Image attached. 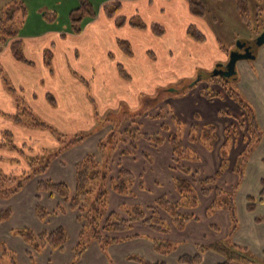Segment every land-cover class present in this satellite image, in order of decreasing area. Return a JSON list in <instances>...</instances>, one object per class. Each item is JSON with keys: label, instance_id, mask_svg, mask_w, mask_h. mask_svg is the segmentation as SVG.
Wrapping results in <instances>:
<instances>
[{"label": "crops", "instance_id": "1", "mask_svg": "<svg viewBox=\"0 0 264 264\" xmlns=\"http://www.w3.org/2000/svg\"><path fill=\"white\" fill-rule=\"evenodd\" d=\"M10 1L11 0H0V11ZM119 1L121 3L119 15L124 16L127 19L131 17H138L136 14L139 13V10L137 9L139 5L137 4L141 0ZM181 2V11L184 10L183 14H186L190 19L192 18V20L198 19L199 22H189V24L186 26H174L172 29L173 32L170 31L168 33L167 31L163 37H157L152 31H150V26L151 24L155 23L164 28L165 31L166 28L164 27V22L159 24L155 21H150L147 23L146 28L144 29H138L130 25L116 28L114 22L108 20L104 16L103 11L99 10V13L94 18V20L89 21L88 25L83 28L84 30L79 35H72L70 33L65 34L56 30H48V32L45 34L39 35L37 37L26 35L20 36L19 38L23 41V49H25L26 46L28 48L31 47V45H38L40 48L38 49V52H41L44 51V47L41 46V44L44 43H48L50 45L54 43L52 45L54 50L55 48L58 50L60 47H62L63 60L60 59L61 62L58 61L57 65L60 68L62 67L61 69L63 72L66 70L68 79L74 81L75 83L78 81H76L75 77L73 76L74 72L83 73L84 78L86 77L87 80L90 81L93 92L98 90L107 93H114L119 87L122 88V90H131L133 87H136L139 84L142 85L144 82H148V73L153 71V69L159 70V72H161L164 77L171 78L168 75L171 74L170 72H172L176 62L179 60L178 54H183L185 49L189 50V54L190 52L193 53L194 59L197 60H206L205 58L206 56H209L210 51L213 52V54H215V52L219 53V56L218 54L215 55L216 58L222 57L223 53L218 51L217 44L207 41V36L203 30H201L202 28L200 29L199 26H201V19L198 17L195 18L190 14L189 7L187 6L185 0H181ZM128 7H131L132 13L124 15V9H128ZM162 11L163 9H160L161 13ZM197 23H199V26ZM189 25L195 26L202 32V34L205 36L204 43H196L187 36L186 28ZM87 32H89L88 34H90V36H87L84 40H79L82 39ZM83 33L84 35H82ZM175 34L177 36H175ZM74 36L80 37L76 39ZM119 40L130 44V56L124 55L119 45H117ZM197 44H200L201 46ZM152 46L157 48V54L159 57H161L159 58V60H161L160 62H158V60L156 61L155 58L151 63L147 62L145 53L150 52ZM177 47L181 49H178ZM79 48L82 49L81 53H78L77 51ZM137 52H139V55H137ZM176 52L179 53L177 55H172V53L175 54ZM153 54L156 53L154 52ZM185 59H187V56ZM40 60L41 61L38 62L40 69H45L46 67L44 65L43 58L41 57ZM5 62H9V64L17 70L23 69L22 67L24 66L12 60L8 46L3 47L2 51L0 52V64L4 65ZM69 64L72 65V68H74L73 70H71ZM118 65H121L122 68H124L129 79L122 78L118 72ZM34 68L36 70V64ZM40 79H42V77ZM78 83L80 84L79 88L84 95V87L80 82ZM149 86L153 87L151 83ZM194 92L199 94L198 98L203 97L200 92ZM136 94L138 95V93L135 92L134 94L132 91L129 96V100H131L133 95ZM37 95L39 97H37ZM46 95L47 92L39 94L33 93L31 95V99L36 103V107H32L36 109L38 113H40L39 111H44V113L48 114L49 116H53L54 118L58 119L60 123H63L64 120L70 121L71 119H75L76 117L80 116L78 114H75V116L71 114L69 110L72 108V106H70L69 102L67 101L68 98L63 96L58 103L54 98L56 106H50L46 100ZM0 96L3 97V112H0L4 114H14L16 109L13 106L12 97L8 93L4 92L1 82ZM195 98L192 97L191 93L178 96L175 98L176 101L173 100V102H171L173 105L172 111H174L177 118L188 124L184 132L185 137L183 140V145L185 149L190 151L192 150L199 157L198 162L190 163L191 168H193V170H197L202 178L209 176L213 177L215 176V173L219 172L221 169V157L217 150L214 149V151L208 152L206 148L201 147L196 143L190 144L188 141V128H190V126L195 122H193V117L185 119L183 113L187 112L184 109L188 104L183 102H187L189 100L190 104H192V100L193 102H197V99ZM205 99V103H208V105L212 104L207 98ZM98 101L102 106L105 107L110 106L112 108H116L118 106L115 102L116 99L109 101L104 99L101 101L99 98ZM79 102L84 104L81 108L85 110V113L82 115L87 116L89 119V122L86 120L85 124L94 123L93 118L95 115L92 108H90L88 105L85 106L87 101H85L84 96L79 99ZM60 105L63 106V109L60 107ZM115 111H117V109ZM150 117H152L151 114L145 116L144 119H139L138 121L140 124L147 125V127H153L152 133L160 132L161 124L159 126ZM128 121L129 119L124 120L126 123H123L121 129L127 126ZM151 123H154L155 126H153ZM206 124H210L209 121H204L201 126ZM227 125H232V121L229 120V123L224 122L223 127L220 129L222 133H218L219 143H222L224 140V130ZM156 126L157 129L154 131ZM106 128L98 130L96 133H92L90 135V139H84L83 141L76 143V145L66 149L65 152L55 156L51 160L49 167L46 169L43 175L32 178V180L23 185L19 192L10 195L8 198L0 197V210L10 211L9 219L0 222V243L5 246L6 250L14 254L18 264L31 263V259L26 254L27 245L12 233V230L22 228H26L36 234L45 232L49 233L55 230L57 227H62L64 230H66L68 238L67 244L64 246V248L62 250L53 251L48 246H46L38 254H35L36 256L34 257V261L39 264H70V262H74L73 264H137L136 262L127 259V257L130 255L136 257L139 256L149 263H158L164 261L166 264H179L177 259L180 256L184 254L194 255L197 252V249L195 248L197 244L206 246L218 243V241H224L229 238L228 232L232 226L229 212H227L225 209H216V211L212 212V214L208 213L209 207L216 198L215 194L211 193L209 196L199 198L200 203L198 207L194 208L193 210L182 211L183 213L192 215L193 218H196L189 221L182 231L177 230L175 226H173L168 215H166L163 211H159L158 213L163 217L167 226H169V231L167 234L158 236L144 223L138 222L137 224L132 225V227L122 235L124 239L123 241L112 244L103 251L99 248L97 242H89L81 256L76 259L73 250L79 243V236L81 227L83 225L82 222L78 221L76 218L78 216V212L72 211L68 202L57 195L44 192L39 194L40 198H37L36 185L38 181L45 179L53 183H64L65 185H68L70 193L69 195L72 196L75 189V165L77 162L85 158L89 153H92L96 156L99 168L98 170H100V167L102 168V166H105L106 169H109L107 181H103L104 183L108 184V189H110L109 181L115 179L120 170H128L136 178L132 190L134 193L133 196H123L116 194L113 191H108V213L120 212L124 206L126 208H131L133 206L140 205L143 208H147V206H152L155 200L163 195L166 196L169 201H177L179 199L177 192L174 191L173 179L179 177L181 173L170 168L172 164V157L171 147L169 144L165 142L155 147L143 139H138L136 141L137 149L134 151V154L128 155L122 154V152L127 147L126 144L122 143L117 147V149L113 150L111 158H109L111 164L105 165L103 154L100 152L98 153L97 145L100 140L105 138V133H107V130L105 131ZM7 129L13 131L15 140L18 143L30 141V138L26 137V135H32L29 132L33 131L35 132L34 136L37 138L40 145L44 141L48 142V147L57 145L56 139H54L52 134L48 131L26 129L19 126L17 127L10 121L4 120L0 117V133ZM107 129L110 130L111 126ZM140 130L143 133L146 132L143 127L140 128ZM167 135L168 134H166V136ZM143 148L150 150L152 155L150 157L151 159L148 156V158H144L145 152L143 151ZM35 149L41 150L40 148ZM159 156H164V158H166V163L164 165L165 172L162 169H158L157 171L154 169V162H152V160L155 158L157 159ZM235 159H237V157L234 156L233 165L226 168V170L218 177L216 181V187L219 189H223L225 191L231 190V188L236 184L237 177L233 172L235 167L234 162L236 161ZM263 161V157L257 158L256 161H253L251 158L249 162H256L257 165L255 172L253 173L251 170H249V174H245L243 172V174H245L243 176L244 179L242 178L243 180L238 187L237 195L235 197V212L238 228L232 234L233 236H231L229 240L236 246H242L246 248L251 257L254 256L258 258L257 260L259 262L261 261L262 263H264V221L263 223H257L255 222V219L264 218V198L261 203H256L253 212L247 211V198L250 196L257 198L261 190L260 181L262 178H264V166L262 165ZM160 171H163L165 180L164 182H162L163 180L159 178V173H161ZM249 179L254 180L253 187L248 186ZM141 181L143 182V188L140 187ZM159 186L164 187L159 191ZM37 205L45 208L49 213L48 216L43 220H40L36 215ZM59 207L63 209V212L59 211ZM212 226L218 227L217 231L212 230ZM160 237L165 238L174 245L172 253L168 256L160 255L153 248V239ZM0 259L2 260L3 264L7 263V259L3 256V249L1 247ZM202 259L203 261L201 264H219L225 260L224 257L213 251H207L204 253L202 255Z\"/></svg>", "mask_w": 264, "mask_h": 264}, {"label": "rangeland", "instance_id": "2", "mask_svg": "<svg viewBox=\"0 0 264 264\" xmlns=\"http://www.w3.org/2000/svg\"><path fill=\"white\" fill-rule=\"evenodd\" d=\"M87 1L91 5L92 12L95 11L96 15L105 4L112 1L116 2V0ZM170 1L171 0H141L137 4L139 5L137 8L139 13L136 14L138 16L136 18L145 26L150 21H155L159 24L164 22V27L166 28L165 33L167 31L168 33L170 31L173 32L172 29L174 26H186L189 22H199L198 19L192 20V18L190 19L186 14H183L184 10L181 11V0ZM201 1L203 7H205V15L200 18L201 26L198 25L199 23H197V25L200 29L202 28L201 30H203L207 36V41L217 44L218 51L222 52L224 57L222 54L221 58H216L215 55L218 54L219 56V53L215 52V54H213V52L210 51L209 56H206L205 58L206 60H197L194 59L193 53L190 52L189 54L188 49H185L183 54L179 52H176L175 54L172 53V55H177L179 53V60L176 62L172 72H170L171 74L168 75L171 78L164 77L159 70L153 69V71L148 73V82H144L142 85L139 84L131 90H122V88L119 87L114 93H107L98 90L96 93L93 92L90 81L87 80L86 77L84 78L83 73L74 72L73 76L75 77V80L80 82L84 87L85 94L83 95V92H81V89L79 88L80 84L69 80L66 70L63 72L61 69L62 67L60 68L57 65L58 61L61 62L60 59L63 60V50L62 47L58 50L55 48L54 50L52 46L54 43L51 45L48 43L41 44V46L44 47V51L41 52H38V49H40L38 45H31V47L28 48L26 46L24 49V56L26 59L32 60L33 63L36 64V70L34 68L35 64L30 68L28 66H23V69L21 70L13 68L9 62H5L4 65L0 64V82L3 85L4 92L12 97L15 109L17 110V107H21L32 110L38 120L46 122L50 128H53L54 132L52 136L57 142L56 146L53 145L51 147H48L49 144L47 141L42 142L40 145L37 138L34 136L35 132L30 131L29 133L32 135H26V137L30 138V141H28L29 144L31 143L34 148L46 149L51 153V158H53L55 154L53 152L58 146H60V143L57 141V138L59 137L69 141L70 139L72 140L76 134H89L85 137L86 140L87 138H91L90 135L92 133H96L98 130H102L106 126L113 127L115 137L117 135L120 136L119 132L121 129H119V127H122L123 123L127 122H124L126 119H129L128 122L135 121V124H137L139 128L143 127L146 132L152 133L153 127H147L145 124H140L138 120L144 119V117L149 114L154 116L158 113H161L162 115L159 118H155L153 121L159 126L160 124H164L165 126H168L170 130L174 131L176 130V127L171 123V117H174L180 122L182 121L177 118L174 111H172L173 105L171 102H173V100L176 101L175 98L178 96L191 93L192 97H196L195 99H197V102H193V100L192 104H190L189 100L183 102L188 104L184 109L187 112H184L183 114L185 119L193 117L192 119L195 123L191 125L194 126V129L191 131L196 136L197 141L195 143L206 148L208 152H212L216 149L218 153H223L224 156L222 157L226 158L225 164L227 162L228 167L233 165L234 156L237 157L234 164L240 165L242 163V161H240V156L243 154L246 161L245 164L242 163V165H245L243 172L249 174V170H251L254 173L257 168L256 162L250 163L249 161L251 158L253 161H256V159L260 157L264 158V45H256V37L258 36V33L260 34L264 31V0H247L249 28L242 24L240 20L236 9V0ZM23 3H25L27 9V16L25 17L23 24L19 25L18 23H15L19 37L26 35L37 37L45 34L48 30H56L69 34L71 27V24L69 23L70 11L78 8L81 1L23 0ZM160 9H163L162 13L160 12ZM48 12L56 14L55 21L51 22L44 20L43 14H48ZM129 13H132L131 7L124 9V15H128ZM87 20H89V18H85L82 22V31L84 30L83 28L88 25L89 21ZM88 33L89 32L85 35L83 33L82 35L85 37L83 36V38L79 40H84L87 36H90ZM175 36L177 35L175 34ZM74 37L77 39L80 36ZM238 43H247L251 50H253L255 58L237 61L234 76L232 78H226L223 75L215 74L218 73V71L225 70L231 54L235 53V51H239L237 47ZM197 45L201 46L200 44ZM45 50L51 51V71H49L48 68L40 69L38 64V62L41 61V57L44 59ZM156 50L157 48L152 46L151 51L145 53L147 62L151 63L154 58L156 61L158 60V62L161 61L159 60L161 57H159ZM225 50L226 52H224ZM77 51L78 53H81L82 49L79 48ZM152 52H155L156 54H153ZM138 53L139 52H137V55H139ZM186 56L187 59H185ZM69 66L71 70L74 69L71 64H69ZM41 77L42 79H40ZM150 83L153 87L149 86ZM9 87L15 90L14 93L9 92ZM204 89H207L210 92L216 91L220 94L219 96L212 97V99H208L212 103H210L211 105L205 103L204 100L206 99L204 97L198 98L199 94L194 92H200V90ZM132 91L134 94L135 92L138 93V95H133L131 100H129ZM44 92H47V94H53L57 103L63 96L68 98L67 101L70 106H72L69 111L74 116L75 114L80 116L71 119L70 121L64 120L63 123H60L58 119L49 116L44 113V111H39L40 113H38L37 110L33 108L36 107V103L31 99V95L33 93L39 94ZM83 96L85 101H87L85 106L88 105L93 110L95 115L93 118L94 123L85 124L86 120L89 122V119L87 116L82 115L85 113V110L81 108L84 104L79 102V99ZM37 97L39 96L37 95ZM99 98L101 101L104 99H107L108 101L116 99L115 102L118 106L116 108L102 106L98 101ZM2 103L3 97L0 96V111L3 112ZM241 103L244 107L247 106L250 109L249 114L251 112L253 113V116L257 121V129L261 131L259 136L252 134L251 128L249 129V126H247L245 111L239 105ZM60 107L63 109L62 105H60ZM116 109L117 111H115ZM227 118L232 121V125L226 126L224 130V140L222 143H219L218 133H222L220 129L223 127L224 122L229 123ZM204 121H209L210 124L201 126ZM119 124H121V126ZM151 124L155 126L154 123ZM182 124V126L179 124H176V126L180 127L179 135L182 140H184V132L188 124L185 122H182ZM240 124L244 125V127H240ZM206 126H214V133L216 136L215 140L213 139L211 141L213 144L212 149H210L211 151L208 150V146L205 144V139L208 138H206L204 134L201 137L200 133L201 129ZM107 128L105 129V131L107 130V133H105V138H103L104 141L102 142V144L105 145L106 150L102 152L99 150V152L103 154V160H105L106 163L111 164L109 158H111L114 149L110 148L112 142L110 143L107 139L110 134V130ZM156 129L157 126L154 131H156ZM247 130H249V133ZM163 133V131L159 132L160 135L165 136ZM108 142L109 144H107ZM118 146L114 148L117 149ZM129 148L130 147L127 146L125 150L127 151ZM35 150L39 151V149ZM143 151L149 158L152 156L150 150L143 148ZM152 162H154V169H156V171L162 169L165 172L164 165L166 163V158H164V156H159L157 159L155 158L152 160ZM221 164L222 161H220V165ZM103 167L104 166H102V168L100 167V169L103 170ZM106 170L109 172V169ZM163 171H160L162 174L159 173V178L163 180L162 182L165 181ZM223 171L225 170L223 169ZM245 174H243V176ZM95 182L98 183L96 180ZM253 182V179H249L248 186L253 187ZM163 187L164 186H159V191L163 189ZM237 191L233 199L235 206ZM95 199V191H92L88 200L92 201ZM254 258L256 259V257ZM232 264L252 263L241 261L232 262Z\"/></svg>", "mask_w": 264, "mask_h": 264}, {"label": "trees", "instance_id": "3", "mask_svg": "<svg viewBox=\"0 0 264 264\" xmlns=\"http://www.w3.org/2000/svg\"><path fill=\"white\" fill-rule=\"evenodd\" d=\"M80 6L78 8L71 10L69 14L70 34L79 35L82 31V22L85 18H89L87 21H92L97 16L95 11L92 12L91 5L87 0H80ZM187 6L189 7L190 14L195 18H202L205 15V7H203L201 0H185ZM236 9L240 17L242 24L246 27H250L249 16H247L248 5L247 0H236ZM121 3L119 0L116 2L112 1L105 4L102 7L104 16L114 22L116 28L123 27L125 25H130L138 29H144L146 26L139 21L136 17H131L129 19L124 16L119 15ZM27 16V9L23 0H11L7 5H5L0 11V52L3 47L8 46L10 54L13 61L17 63L32 67L34 63L24 56L23 41L19 38L18 29L15 23L19 25L23 24L25 17ZM43 18L46 21H55L56 14L48 12V14H43ZM187 36L196 43H204L205 36L202 34L198 28L193 25H189L186 28ZM150 31H152L157 37H163L165 34L164 28L158 24H151ZM259 35V33H258ZM120 49L126 56H130L131 48L130 44L125 41H118ZM226 52V50L224 51ZM51 51L45 50L44 53V65L51 71ZM118 72L124 79H129L124 68L121 65L117 66ZM14 89L9 87V92L14 93ZM200 94L207 99H212V97L219 96L218 92L208 91L207 89L200 90ZM46 100L50 106L55 105V99L52 94L46 95ZM242 109H244L246 114V122L249 129L251 128L252 134L259 136L261 133L257 129V121L250 109L241 103L239 104ZM162 114L158 113L155 116L150 117L152 120L159 118ZM0 117L4 120L10 121L13 125L19 126L26 129H37L48 131L53 135V128H50L46 122L40 121L35 117L32 110L17 107L14 114H3L0 112ZM171 123L175 125L176 130H170L168 126L164 124L161 125V131H163L165 136L160 135L159 132L148 133L141 132L139 126L135 124V121L128 122L127 126L122 128L119 132L120 136L114 135L115 132L113 127L109 131L107 137L108 141L111 143L110 148L116 149L114 147L124 143L129 149L124 150L122 154L132 155L137 149L136 141L138 139H143L153 146H158L163 143L169 144L171 147V157L172 164L171 169L181 173L177 178H174L173 186L174 191L177 192L179 199L177 201H169L166 196H160L155 200L152 206H147L143 208L140 205L133 206L131 208H126L125 206L120 212L108 213V191L115 192L119 195L133 196V186L135 184L136 178L128 170H120L117 177L109 181L110 189H108V184L104 183L107 181L108 171L105 166L103 170H98V162L96 160L95 154L89 153L85 158L77 162L75 165V189L72 196L69 194L68 185L59 182H51L49 180H40L37 182V198L40 193L48 192L52 195H57L66 202H68L69 207L72 211H77L78 216L76 217L78 221L82 222L81 232L79 236V243L75 246L73 253H75V258H79L82 252L86 249L89 242L95 241L98 243L99 248L103 251L108 246L115 244L117 242L123 241L122 235L128 231L132 225L138 222L144 223L147 227L151 229L156 235H164L169 231V226L165 223L163 217L158 213L163 211L171 220V223L179 231H182L186 224L196 219L192 215L183 213V210H193L199 205V198L204 196H209L214 193L216 198L212 205L208 209V213L216 211V209H225L230 214V222L232 226L229 229V238L224 241H218V243L211 245L197 244L195 248L197 252L194 255L184 254L180 256L177 260L179 264H201L203 259L202 255L207 251H213L220 254L225 260L219 264H232V262H249L252 264H264L259 262L257 258L248 253L246 248L236 246L231 243L230 237L238 228L237 217L234 205V195L238 190V186L243 176V168L245 164V158L242 154L240 161L242 163L239 165H234L233 172L238 181L231 188V190H223L216 187V181L218 177L222 174L223 169L228 168V164L223 158V153L221 155L222 164L219 172L215 173V176L201 177L197 170L191 168V162H198L199 157L192 150L184 148L183 140L179 135L180 127L176 124L182 126V122L171 117ZM121 126V124H119ZM109 127V126H106ZM104 127V128H106ZM240 127L244 125L240 124ZM188 131V141L195 143L196 136L191 130ZM249 133V130H247ZM201 137L204 136L205 144L208 149H212L213 144L211 141L215 138L214 126H206L201 129ZM166 134H168L166 136ZM87 135L76 134L71 140L57 138L60 146L56 148L53 152L54 157L58 154L65 152L66 149L76 145V143L81 142L85 139ZM200 137V138H201ZM104 140H100L97 149L98 152L105 151V145L102 144ZM109 142L107 144H109ZM107 146V145H106ZM53 157V158H54ZM148 158L144 155V158ZM51 153L46 149H41L36 151L34 147L28 142H17L15 140V135L12 130H4L0 133V197L8 198L19 192L23 185L28 181L32 180L34 177L43 175L46 169L49 167L51 160ZM247 160V158H246ZM238 161V160H237ZM105 164H108L105 162ZM264 166V161L262 162ZM98 181L97 182H95ZM104 181V182H103ZM140 187L143 188V182H140ZM260 192L257 198L248 197L247 211L253 212L256 203H261L264 198V178L260 181ZM92 191H95L96 199L89 201V196ZM59 211L63 212V209L59 207ZM48 212L45 208L37 205L36 215L40 220L45 219L48 216ZM10 217L9 210H0V222L8 220ZM264 218H256L255 222L263 223ZM217 231L218 227L212 226L211 228ZM12 233L20 238L24 244L27 245L26 254L31 259L30 264H39L34 261L35 254H38L43 248L48 246L53 251L62 250L67 244V233L62 227H57L52 232H45L41 234H36L31 232L26 228L12 230ZM173 244H171L165 238H154L153 248L160 255L168 256L173 251ZM0 247L3 249V256L7 259L6 264H18L16 257L13 253L6 250L5 246L0 243ZM264 256V253H263ZM128 260L136 262L137 264H166V262L161 261L158 263H152L143 260L141 257L128 256ZM74 262H70L73 264ZM0 264L2 260L0 259Z\"/></svg>", "mask_w": 264, "mask_h": 264}, {"label": "water", "instance_id": "4", "mask_svg": "<svg viewBox=\"0 0 264 264\" xmlns=\"http://www.w3.org/2000/svg\"><path fill=\"white\" fill-rule=\"evenodd\" d=\"M246 43L242 44V43H238L237 47L238 50L241 51H235V53L231 54V56L228 59L227 65L225 70L222 71H218V75H223L226 78H232L234 76V70H235V66H236V62L239 60H246V59H254V53L253 50H251L250 47L245 46ZM256 45L257 46H262L264 45V31L262 33H260L257 37H256Z\"/></svg>", "mask_w": 264, "mask_h": 264}, {"label": "flooded vegetation", "instance_id": "5", "mask_svg": "<svg viewBox=\"0 0 264 264\" xmlns=\"http://www.w3.org/2000/svg\"><path fill=\"white\" fill-rule=\"evenodd\" d=\"M245 46H248V44L246 43V45ZM249 47V46H248Z\"/></svg>", "mask_w": 264, "mask_h": 264}]
</instances>
